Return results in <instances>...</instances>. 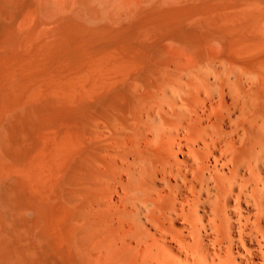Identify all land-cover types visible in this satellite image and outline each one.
Returning <instances> with one entry per match:
<instances>
[{"label": "bare ground", "instance_id": "6f19581e", "mask_svg": "<svg viewBox=\"0 0 264 264\" xmlns=\"http://www.w3.org/2000/svg\"><path fill=\"white\" fill-rule=\"evenodd\" d=\"M0 264H264V0H0Z\"/></svg>", "mask_w": 264, "mask_h": 264}]
</instances>
